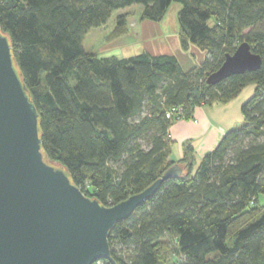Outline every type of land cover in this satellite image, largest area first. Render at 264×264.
Listing matches in <instances>:
<instances>
[{
  "label": "trees",
  "instance_id": "trees-1",
  "mask_svg": "<svg viewBox=\"0 0 264 264\" xmlns=\"http://www.w3.org/2000/svg\"><path fill=\"white\" fill-rule=\"evenodd\" d=\"M173 1L182 3L181 46L202 48V63L185 69L174 55L85 49L91 28L116 10L141 4L143 19L159 21ZM126 23L120 15L118 25ZM0 26L37 106L46 157L87 196L111 206L175 163L183 168L111 230L117 264H264V0H0ZM243 41L262 56L261 68L208 84ZM249 84L241 127L199 162L189 143L182 158H170L179 117L228 103ZM174 108L182 114L169 117Z\"/></svg>",
  "mask_w": 264,
  "mask_h": 264
},
{
  "label": "water",
  "instance_id": "water-1",
  "mask_svg": "<svg viewBox=\"0 0 264 264\" xmlns=\"http://www.w3.org/2000/svg\"><path fill=\"white\" fill-rule=\"evenodd\" d=\"M262 63L243 41L207 83L256 71ZM182 173L175 163L143 191L111 206L87 196L63 164L46 157L37 106L0 26V264H117L111 230Z\"/></svg>",
  "mask_w": 264,
  "mask_h": 264
},
{
  "label": "rangeland",
  "instance_id": "rangeland-1",
  "mask_svg": "<svg viewBox=\"0 0 264 264\" xmlns=\"http://www.w3.org/2000/svg\"><path fill=\"white\" fill-rule=\"evenodd\" d=\"M181 7V2L173 1L159 21L143 19L141 4L118 9L106 24L91 28L84 39V47L101 57L125 58L142 52L174 55L185 69H189L202 63L206 53L197 45H192L188 50L182 48L178 21ZM123 14L127 16V23L120 27L118 18ZM253 90L252 84L247 85L235 102H231L234 104H229L227 111L232 119L237 112L242 113V104L252 95ZM227 115L221 113L220 116L224 118ZM243 123V119L238 120L233 127H241ZM259 200L260 204H264V193L259 195Z\"/></svg>",
  "mask_w": 264,
  "mask_h": 264
},
{
  "label": "crops",
  "instance_id": "crops-1",
  "mask_svg": "<svg viewBox=\"0 0 264 264\" xmlns=\"http://www.w3.org/2000/svg\"><path fill=\"white\" fill-rule=\"evenodd\" d=\"M236 99L234 98L228 103L215 102L212 105L199 106L195 109L192 118L174 122L170 128L172 140L170 158L173 160L182 158L185 145L188 143L195 148L197 162L206 153L212 151L223 135L229 129L234 128V123L243 119L242 113L237 112L235 118L232 119L227 111L229 104H234L231 102H235ZM221 113L228 115L221 118Z\"/></svg>",
  "mask_w": 264,
  "mask_h": 264
},
{
  "label": "built area",
  "instance_id": "built-area-1",
  "mask_svg": "<svg viewBox=\"0 0 264 264\" xmlns=\"http://www.w3.org/2000/svg\"><path fill=\"white\" fill-rule=\"evenodd\" d=\"M173 114L181 115L182 114V109L181 108H178V109L174 108L172 111H170L168 113V116L171 117ZM178 119L181 120L180 117Z\"/></svg>",
  "mask_w": 264,
  "mask_h": 264
}]
</instances>
